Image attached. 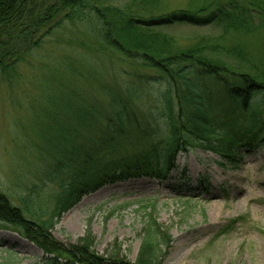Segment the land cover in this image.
<instances>
[{
	"label": "trees",
	"instance_id": "16d2710c",
	"mask_svg": "<svg viewBox=\"0 0 264 264\" xmlns=\"http://www.w3.org/2000/svg\"><path fill=\"white\" fill-rule=\"evenodd\" d=\"M162 2L0 0V75L16 70L54 30L68 24L79 27L73 37L90 32L99 49L135 66L120 68L119 75L111 68L90 67L84 73L71 67L67 74L100 82L85 91L63 80L64 72V82L37 101V112L48 119V127L37 130L47 141L37 144L39 159L31 172L37 184H26L21 206L0 189V228L23 233L43 250L48 264H162L171 237L152 211L135 262L100 256L90 230L73 245L55 240L50 230L107 183L143 175L166 179L181 152H212L223 169H235L246 150L264 146V53L253 59L238 41L221 42L230 31L246 35L264 27V0H210L198 8L165 11ZM221 22V35L198 34L181 43L165 30ZM46 182L55 187L52 207L43 209Z\"/></svg>",
	"mask_w": 264,
	"mask_h": 264
},
{
	"label": "rangeland",
	"instance_id": "374dc122",
	"mask_svg": "<svg viewBox=\"0 0 264 264\" xmlns=\"http://www.w3.org/2000/svg\"><path fill=\"white\" fill-rule=\"evenodd\" d=\"M117 1L121 4L127 0ZM209 1L163 0L161 8H198ZM258 19L255 16V21ZM223 26V22L202 27L177 24L165 30L181 43L198 34L219 36ZM73 31H79L77 24L57 28L24 57L16 70L0 75V189L18 206L22 205L26 184H37L31 175L39 159L37 144L47 142L37 135L38 129L48 127V119L37 112L41 96L52 85L64 82V72L63 80L85 91L100 82L101 78L67 74L74 66L82 72L90 67L111 68L117 74L122 67L135 69L118 54L99 49L90 32L73 37ZM234 41L245 46L253 59L261 60L264 27L246 35L230 31L221 38L227 45ZM241 63L249 69L250 65ZM231 64L236 65L234 61ZM218 160L214 153L195 148L177 155L175 169L166 179L143 175L107 183L64 213L50 234L59 242L73 245L90 230L100 256L118 255L135 262L147 215L152 211L163 226L162 232L171 237L162 264H264V146L246 150L235 169H223ZM53 185L46 182L41 190L43 209L53 205ZM34 205L37 209V200ZM43 257V250L23 233L0 228V264H48Z\"/></svg>",
	"mask_w": 264,
	"mask_h": 264
}]
</instances>
